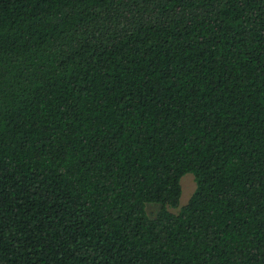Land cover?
Listing matches in <instances>:
<instances>
[{
	"label": "trees",
	"instance_id": "16d2710c",
	"mask_svg": "<svg viewBox=\"0 0 264 264\" xmlns=\"http://www.w3.org/2000/svg\"><path fill=\"white\" fill-rule=\"evenodd\" d=\"M0 264H264V0H0Z\"/></svg>",
	"mask_w": 264,
	"mask_h": 264
},
{
	"label": "rangeland",
	"instance_id": "374dc122",
	"mask_svg": "<svg viewBox=\"0 0 264 264\" xmlns=\"http://www.w3.org/2000/svg\"><path fill=\"white\" fill-rule=\"evenodd\" d=\"M182 185V195L180 198V204L178 209H173V211H178L182 206L187 204L190 197L192 196L195 188H196V181L193 173L185 174L181 179ZM160 209V205L158 204H151L148 206V211L151 215H154Z\"/></svg>",
	"mask_w": 264,
	"mask_h": 264
}]
</instances>
